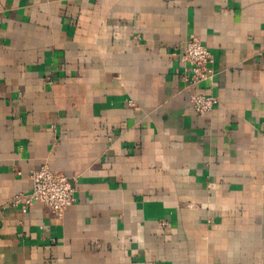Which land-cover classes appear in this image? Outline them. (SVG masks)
Here are the masks:
<instances>
[{
	"label": "crops",
	"instance_id": "crops-1",
	"mask_svg": "<svg viewBox=\"0 0 264 264\" xmlns=\"http://www.w3.org/2000/svg\"><path fill=\"white\" fill-rule=\"evenodd\" d=\"M44 163L63 217L8 205ZM0 264H264V0H0Z\"/></svg>",
	"mask_w": 264,
	"mask_h": 264
},
{
	"label": "built area",
	"instance_id": "built-area-1",
	"mask_svg": "<svg viewBox=\"0 0 264 264\" xmlns=\"http://www.w3.org/2000/svg\"><path fill=\"white\" fill-rule=\"evenodd\" d=\"M181 62L186 70V87H196L205 82H212L215 70L212 67L213 57L209 48L194 34L190 35L185 48L180 53ZM218 102L214 94L194 91L190 95V105L196 114H209ZM134 105V101L130 100ZM71 177L54 172L47 163L31 172L32 190L28 193L15 194L8 202L9 206L21 208L27 212L35 203L52 209L63 217L66 209L76 198V189Z\"/></svg>",
	"mask_w": 264,
	"mask_h": 264
}]
</instances>
